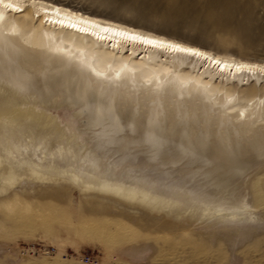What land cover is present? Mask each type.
<instances>
[{"label":"bare ground","instance_id":"bare-ground-1","mask_svg":"<svg viewBox=\"0 0 264 264\" xmlns=\"http://www.w3.org/2000/svg\"><path fill=\"white\" fill-rule=\"evenodd\" d=\"M255 172L264 197V61L0 0V191L37 181L133 215L240 225Z\"/></svg>","mask_w":264,"mask_h":264},{"label":"rangeland","instance_id":"rangeland-1","mask_svg":"<svg viewBox=\"0 0 264 264\" xmlns=\"http://www.w3.org/2000/svg\"><path fill=\"white\" fill-rule=\"evenodd\" d=\"M48 1L264 61V0ZM56 114L77 124L63 107ZM257 186L255 172L243 184L251 220L195 226L84 200L77 188L54 191L23 180L0 191V202H8L0 204V264H264V197Z\"/></svg>","mask_w":264,"mask_h":264},{"label":"built area","instance_id":"built-area-1","mask_svg":"<svg viewBox=\"0 0 264 264\" xmlns=\"http://www.w3.org/2000/svg\"><path fill=\"white\" fill-rule=\"evenodd\" d=\"M82 259H83L84 261H86V262L91 261V258H90L89 256H87V255L82 256Z\"/></svg>","mask_w":264,"mask_h":264}]
</instances>
